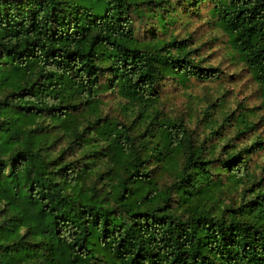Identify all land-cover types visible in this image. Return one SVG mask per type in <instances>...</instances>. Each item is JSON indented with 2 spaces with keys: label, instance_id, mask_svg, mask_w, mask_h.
<instances>
[{
  "label": "trees",
  "instance_id": "trees-1",
  "mask_svg": "<svg viewBox=\"0 0 264 264\" xmlns=\"http://www.w3.org/2000/svg\"><path fill=\"white\" fill-rule=\"evenodd\" d=\"M205 1L0 0V264H264L256 114L213 98L192 128L161 103L222 77L173 30ZM208 13L264 99V0Z\"/></svg>",
  "mask_w": 264,
  "mask_h": 264
},
{
  "label": "rangeland",
  "instance_id": "rangeland-1",
  "mask_svg": "<svg viewBox=\"0 0 264 264\" xmlns=\"http://www.w3.org/2000/svg\"><path fill=\"white\" fill-rule=\"evenodd\" d=\"M209 1L206 0L198 8L187 5L189 14L173 29L182 34L192 33L193 43L200 45V54L204 65L219 66L223 69L222 77L215 81H199L192 79L185 84L179 83L174 78L164 79L161 87L162 106L164 110L174 116L183 117L193 128L198 124L201 109L207 104V100L218 98L225 101L230 109L235 108L239 113L241 109L253 112L256 116L251 118L256 121L255 125L239 135L237 139L252 138L260 134L264 138V104L261 94V85L255 78L251 69L238 57L231 53V45L228 35L214 23L209 22ZM191 8V10H190ZM147 16L137 17L135 26L139 35L150 36L156 32ZM159 33V32H158ZM163 35V33H159ZM106 110L116 105L117 96L113 93L104 95ZM246 106V108H241ZM229 135L233 134V128L228 127ZM253 170L259 176H264V150L253 155Z\"/></svg>",
  "mask_w": 264,
  "mask_h": 264
}]
</instances>
